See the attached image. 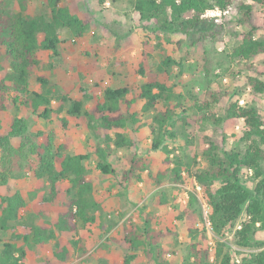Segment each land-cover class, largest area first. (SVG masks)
<instances>
[{
  "label": "trees",
  "instance_id": "obj_1",
  "mask_svg": "<svg viewBox=\"0 0 264 264\" xmlns=\"http://www.w3.org/2000/svg\"><path fill=\"white\" fill-rule=\"evenodd\" d=\"M105 0H100L102 4ZM134 8L142 20L159 22L161 29L185 34L202 24H209L202 16L207 11L219 6L226 9L233 0H135ZM71 1L45 0L42 13L31 15L29 0H0V185L8 184L15 177V168L33 159L36 164L34 174L39 180H49L51 191L44 196L43 204L56 201L59 184L67 181L69 201L59 213L53 228L49 225L23 224L26 233L16 236L26 241L31 239L35 245L58 241L56 230L73 233L79 223L88 225L94 221V213L100 204L94 197V179L86 167L92 154L66 153L69 145H58L54 132L39 131L31 135L27 119L15 117L8 130L4 131L2 115L9 104L15 107L30 106L35 115L49 120L53 113V98L49 93L30 90L31 76L41 65L40 53L48 52L59 56L62 43L60 32L67 30L75 38H83L90 29V22L74 14ZM193 13L191 17L187 15ZM238 22L245 29L240 33L242 43L234 48L230 55L233 61L242 63L244 69L255 71L264 76V67L248 64L252 59L264 55V0H239ZM174 67H182L175 58L168 56L159 66V71L169 74ZM139 74L146 80L141 86L130 88H106L102 99L90 109H85L81 100L62 97L60 110L70 102L68 115L84 118L88 129L102 143L95 149L99 159L97 169L105 176H111L121 183L130 184L140 161L136 155L126 157V163L117 168L111 161L114 152L132 148L135 142L125 132L139 122L136 106L142 103V114H152L151 133L154 136L152 149L162 150L166 155V171L169 175H159L156 183L163 185L167 177L174 184L183 179V173L194 175L196 182L203 187L210 206L212 229L216 236V259L208 248L196 240L202 237L204 230L196 227L197 210L187 214V231L193 243L188 247L183 264H235L229 252H224L225 242L221 239L227 231L235 228L242 221L241 228L235 232L237 247L254 251L263 249L258 233L264 231V113L252 102L240 105L239 100L232 101L224 108L223 115L211 112L216 104L227 102L235 93L228 86L219 84V88L209 90L203 107L200 122L211 125L212 135L206 136L205 146L199 155L207 162L203 170L194 174L192 165L196 158L185 161L181 157H171L172 150L167 145V137L175 138L173 119L181 104V95H175L159 76V73L146 70L143 66ZM258 77H249L248 85L256 96H264V81ZM237 76L233 74V78ZM47 85V81L39 78ZM23 98L25 100H23ZM175 104H172V101ZM164 104L160 108V104ZM41 111V112H40ZM64 126L67 122L63 120ZM239 128V129H238ZM36 138V139H35ZM39 139H41L39 141ZM233 140L241 148H230ZM173 165V167H171ZM252 171V179L257 181L254 188L247 185L245 171ZM0 231L7 232L11 223H21L22 211L27 201L20 192L0 198ZM190 207L198 209L199 201L195 195L190 196ZM167 202L166 198L162 199ZM183 220V218H180ZM141 236L129 230L123 240L127 254L124 264H132L142 249L149 248L157 264L168 263L164 252L157 250L151 241L145 220ZM77 246L78 242H72ZM60 264H70L73 254L68 246L57 248L53 253ZM0 264H26V251L17 247L15 242L0 239ZM241 264H264V249L259 252L243 254Z\"/></svg>",
  "mask_w": 264,
  "mask_h": 264
},
{
  "label": "rangeland",
  "instance_id": "obj_2",
  "mask_svg": "<svg viewBox=\"0 0 264 264\" xmlns=\"http://www.w3.org/2000/svg\"><path fill=\"white\" fill-rule=\"evenodd\" d=\"M45 0H29L28 12L42 13ZM71 1L74 14L90 22V29L83 38H75L67 30L60 32L62 43L59 45V56L41 52V65L30 79V90L38 93H49L53 98V113L49 120L42 119L33 113L30 106L15 107L9 104L2 115L4 131H7L15 117L27 119L31 135L39 131L54 132L58 145H69L66 153L92 154L86 161L89 174L94 179V197L100 204L94 213V221L88 225L79 223L78 230L73 233L61 232L57 229L58 241L43 245H35L31 239L26 241L16 236H24L23 224L49 225L53 228L59 213L62 212L70 198L67 181L59 184L60 192L52 204H43L44 196L51 191L49 180H39L34 174L33 159L24 162L23 167L16 165L15 177H11L5 186L0 185V198L22 193L27 201V207L22 211L21 223H11L7 232L0 231V239L13 241L21 250L26 251V264H60L54 258V251L59 247H70L73 261L70 264H124L127 254L123 247L126 232L136 231L141 236L145 220L150 221L148 227L154 248L164 252V258L172 264H183L192 241L187 231V214L197 210L196 227L204 230L202 237L196 241L208 248L212 260L216 259V236L202 224V208L190 207V201L184 203L186 190L195 191L194 175L183 173L180 183L174 184L167 177L165 184L158 185L156 177L166 171V155L160 150L152 149L154 136L151 133L152 114H142V103L136 106L139 112V122L125 132L135 145L132 148L114 152L111 161L117 163V168L126 163V157L136 155L140 161L130 184L121 183L111 176H105L97 169L99 159L94 152L98 145L104 146L102 139L93 134L87 127L84 118L68 115L70 102L60 110L62 97L81 100L85 109L92 108L102 99L106 88H135L145 83L139 74L143 66L146 70L159 73L160 79L173 90L175 95H181L182 108L178 109L173 119L175 138L167 137V145L172 150L171 157H181L185 161L196 158L192 165L194 174L203 170L207 162L199 155L205 146L206 136L212 135L211 125L200 122L207 92L215 90L220 85L228 86L235 95L221 104L212 107L211 112L223 115L228 103L239 100L240 105L252 102L264 113V96H256L248 85L249 77H258L255 71L244 69L242 63L233 61L230 57L234 48L242 43L240 33L245 29L238 22L239 0H233L229 5L231 12L216 22L208 20L185 34L161 29L159 22L140 18L134 8L135 0H63ZM109 2V6L105 5ZM193 13L187 16L191 17ZM264 36V32L259 34ZM175 58L182 67H174L169 74L159 71L160 64L168 57ZM248 64L264 67V55L252 59ZM233 74L237 77L233 78ZM39 78L48 83L44 85ZM264 81V76H259ZM23 100H25L23 98ZM175 104L173 100L171 102ZM164 104H160V108ZM41 112V111H40ZM63 120L67 122L64 126ZM239 129V128H238ZM36 139V138H35ZM41 139H39L40 141ZM230 148H241L233 140ZM173 167V165H171ZM1 168V167H0ZM244 178L250 188L257 181L252 179V171L246 170ZM204 197V189L202 191ZM167 202L163 203L162 199ZM181 201H179V199ZM1 200V199H0ZM211 210V209H210ZM183 218L181 220L180 218ZM242 217L235 228L227 231L221 239L225 242L224 252H229L233 263L241 264L243 254L259 252L244 250L235 243V232L241 228ZM201 227H198V224ZM258 236L264 241V231ZM72 242H78L74 246ZM132 264H157L149 248L142 249Z\"/></svg>",
  "mask_w": 264,
  "mask_h": 264
},
{
  "label": "built area",
  "instance_id": "obj_3",
  "mask_svg": "<svg viewBox=\"0 0 264 264\" xmlns=\"http://www.w3.org/2000/svg\"><path fill=\"white\" fill-rule=\"evenodd\" d=\"M105 5H110L109 2H105ZM231 12V7L228 6L226 9H222L219 6H215L214 9H211L206 12L205 15L202 16L203 19L207 20H213L216 22H220V20L227 15H229ZM186 190V198L184 200V203L188 202L190 200V196L193 194L198 199L201 208H202V224L203 226L208 230V232L212 231V223L210 219V206L207 202L206 197H204L202 191L203 187L200 186L196 180H195V191L190 190L188 187H184ZM182 198L179 199L181 201ZM198 227H201V224H198Z\"/></svg>",
  "mask_w": 264,
  "mask_h": 264
}]
</instances>
